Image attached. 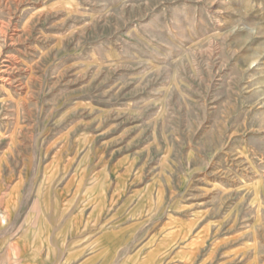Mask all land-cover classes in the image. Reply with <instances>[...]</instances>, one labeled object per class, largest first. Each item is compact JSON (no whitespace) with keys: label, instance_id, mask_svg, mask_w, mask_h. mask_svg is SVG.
Returning a JSON list of instances; mask_svg holds the SVG:
<instances>
[{"label":"rangeland","instance_id":"obj_1","mask_svg":"<svg viewBox=\"0 0 264 264\" xmlns=\"http://www.w3.org/2000/svg\"><path fill=\"white\" fill-rule=\"evenodd\" d=\"M0 264H264V0H0Z\"/></svg>","mask_w":264,"mask_h":264}]
</instances>
